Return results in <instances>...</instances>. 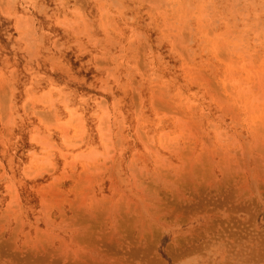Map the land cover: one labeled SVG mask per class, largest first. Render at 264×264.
<instances>
[{
    "label": "rangeland",
    "instance_id": "1",
    "mask_svg": "<svg viewBox=\"0 0 264 264\" xmlns=\"http://www.w3.org/2000/svg\"><path fill=\"white\" fill-rule=\"evenodd\" d=\"M0 264H264V0H0Z\"/></svg>",
    "mask_w": 264,
    "mask_h": 264
},
{
    "label": "bare ground",
    "instance_id": "2",
    "mask_svg": "<svg viewBox=\"0 0 264 264\" xmlns=\"http://www.w3.org/2000/svg\"><path fill=\"white\" fill-rule=\"evenodd\" d=\"M68 120H69V119H68ZM68 120H67V121H68ZM69 123H70V121H69ZM72 123H73V122H72ZM67 124H68V123H67ZM73 125H74V124H73ZM71 126H72V125H71ZM73 135H74V134H73ZM61 138H62V137H61ZM70 138H71V137H70ZM76 138H77V137H76ZM67 139H68V138H67ZM63 140H64V138H63ZM67 141H68V140H67ZM63 143H64V142H63ZM64 145H65V144H64Z\"/></svg>",
    "mask_w": 264,
    "mask_h": 264
}]
</instances>
